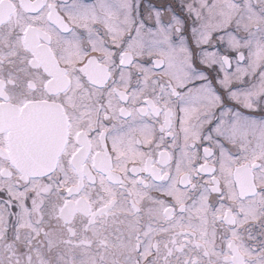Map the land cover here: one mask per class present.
I'll return each mask as SVG.
<instances>
[{
    "label": "snow or ice",
    "instance_id": "6c2138e0",
    "mask_svg": "<svg viewBox=\"0 0 264 264\" xmlns=\"http://www.w3.org/2000/svg\"><path fill=\"white\" fill-rule=\"evenodd\" d=\"M0 264H264V0H0Z\"/></svg>",
    "mask_w": 264,
    "mask_h": 264
}]
</instances>
